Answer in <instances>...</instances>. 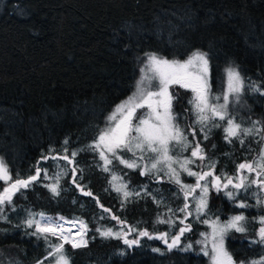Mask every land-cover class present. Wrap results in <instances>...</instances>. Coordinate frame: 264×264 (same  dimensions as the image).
<instances>
[{"label":"trees","instance_id":"16d2710c","mask_svg":"<svg viewBox=\"0 0 264 264\" xmlns=\"http://www.w3.org/2000/svg\"><path fill=\"white\" fill-rule=\"evenodd\" d=\"M197 50L208 54L214 90L221 83L219 91L223 90L229 67L243 78L239 105L229 110L235 122L251 128L259 121L257 127H264V0H0V158L13 180L17 174L21 178L35 175L37 167L42 170L38 182L5 206L7 220L0 219V264H37L47 256L50 244L59 243L56 237L45 240L32 235L35 229L23 223L29 213L37 219L43 213L53 220L63 217L87 224L86 247L64 245L70 264H209L197 243L207 231L200 220L189 237L192 248L188 251L167 252L156 239L147 237L128 249L122 239L100 236L97 229L158 231L162 213L184 207L183 191L163 173L159 180L155 174L141 175L140 168H127L118 161L106 172L98 153L88 147L105 129L115 107L136 90L147 54L178 59ZM174 93L179 94L173 102L177 122L190 141L200 142L207 156L189 167L203 171L215 162V174L236 179L238 164L252 163L263 149L264 131L241 137L243 145L236 138L229 143L226 122L216 121L221 126L209 123L207 140L199 125L194 138L189 125L195 115L188 103L193 93L179 86H174ZM139 111L137 117L142 115ZM74 151L78 153L73 163L77 183L92 196L79 195L69 182L71 168L61 157L71 158ZM121 155L125 160L132 158L131 153ZM43 170L49 177L67 172L60 179L59 196L45 186L53 181L44 177ZM113 173L119 185L126 184L128 191L141 195L125 200L113 189ZM243 176L247 181L254 178L247 172ZM180 180L196 183L186 172ZM4 186L0 181V190ZM145 188L150 195H144ZM257 190L255 185L240 190L250 207L239 211L225 190L208 196L207 219L246 217V232L231 230L226 239L234 259L245 263L264 255V245L250 243L261 217L258 210L263 209L257 205L262 194ZM105 208H111L118 219L111 218ZM131 234L135 237L137 232ZM153 248H160L164 255Z\"/></svg>","mask_w":264,"mask_h":264},{"label":"snow or ice","instance_id":"6c2138e0","mask_svg":"<svg viewBox=\"0 0 264 264\" xmlns=\"http://www.w3.org/2000/svg\"><path fill=\"white\" fill-rule=\"evenodd\" d=\"M146 69L151 75L149 76L145 69H141L142 76L137 82L136 92L126 101L117 105L115 111L108 117V126L100 132L98 138L88 147L98 153L100 160L103 162L102 168L106 172L111 171L109 166L112 165L113 161H118L127 168H140L141 175L155 174L157 179H162L163 177L160 174L163 173L168 179L174 180L176 184L181 186L184 193V207L178 209L179 212L185 213L184 218L179 220L183 226L175 234L170 235L168 232H162L156 236L150 234L146 229L137 231L131 227L127 232L123 230V227L118 232L113 231L111 228L97 229L96 231L105 238L122 239L128 249L138 246L140 244L139 238L147 237L162 241L167 252L174 249L188 251L192 248V245L186 244L181 247V237L185 232L191 231V225L185 224L187 217L193 214L188 203L189 197L191 196L195 202L196 218L199 219L202 214L207 213L210 188L217 192L225 190V195L230 200H235V196L239 194L240 190H246L253 185L258 189H264V149H261L252 163H240L238 165L236 179L239 182L234 183L232 177L224 176L223 180L225 182L222 183V177L215 175V162L206 165L208 171L192 170L189 165L195 164L197 160L203 162L207 160V156L204 154L200 142L195 139L190 141L185 134V129L181 128L177 122L178 114L173 110V102L178 99L179 94L174 93V86L190 90L193 93L188 103L192 106L191 111L195 115L194 123L189 125L190 134L194 138L197 131L196 125H199V131L203 133V139L207 140L209 123L213 127H220L221 125L216 121H224L227 125L224 127L225 139L231 143L232 139L236 138L243 145L245 140L241 137L259 135L261 131H264V127H257L259 121H255L253 127L243 128L235 122V118L228 111L230 101H239L244 90V80L235 67L227 69V90L220 95H212L210 65L208 54L205 52L197 50L183 61L169 60L159 57L155 53H149L147 54ZM153 80L158 81V83L153 85L151 83ZM145 81H148L147 85H145ZM153 88L155 90H152ZM170 89L172 90L170 91ZM253 90H258V88L253 86ZM221 99L223 103H219ZM138 109H146V112L137 117ZM261 141L264 142V137H261ZM65 144H67V141H65ZM177 147L181 152L190 150V156L182 160L174 158L170 155V152ZM65 152H67V149H65ZM121 153H131L132 158L125 160ZM77 154L74 151L71 153V158L68 155L61 158L72 164ZM43 159H48V157ZM53 159H56V157H53ZM145 160L148 161L147 164L143 163ZM175 165H178L180 171L186 172L188 176L195 177V185L183 184L179 178L180 172ZM71 172L73 173L72 183L84 195L92 196L91 191H85V188L77 183V168H71ZM244 172L249 175L254 174L256 178L247 181L246 177L241 175ZM41 173L42 170L37 167L35 175L21 178L17 174V177L13 180L11 170L3 158H0V181H3L6 185L0 190V219L7 220L4 215L5 206L11 205L13 197L21 190L29 188L33 182H38ZM43 175L46 179L53 181L45 186L53 196H59L60 179L63 175H67V172L61 170L55 176L49 177L47 170H43ZM117 179L118 177L113 173V182ZM229 186L234 191H228ZM113 189L117 193H122L125 200L132 196L139 197L141 195L140 192L128 191L127 185L123 183L119 186L113 183ZM197 190H199L198 196L195 195ZM144 195H150L146 188ZM157 203L161 202L157 201ZM257 205H264V200L258 198ZM101 207L103 206L101 205ZM237 207L248 208L250 205L241 200ZM104 211L110 210L104 209ZM168 211L171 213L172 209H168ZM38 215L39 219L36 218V215L29 213L28 218L23 222L24 225L27 228L35 229L32 235L45 240H48L50 236L56 237L59 243L50 244L47 256L43 260H38L37 264H45V261H49V258H52L49 264H70L64 251V245L71 244L73 249L86 247L88 244L86 238L87 224L83 221H65L63 217L53 220L46 218L43 213ZM112 218L118 219L115 216ZM157 222L167 223L170 226L175 224V221L171 219H160ZM202 222L209 224L212 231L211 233H202L204 240L197 241V243L202 244L201 251L205 256H209L211 264H237L232 254L225 248L224 238L231 230L241 233L246 232V217L243 214H238L232 216L226 223L220 222L219 218L214 221L203 220ZM118 223L123 225L124 221H118ZM258 223L260 227L256 232V237L250 243L264 245V216L259 217ZM133 231L137 232V238L129 239L128 235ZM209 238H211L210 249L208 247ZM152 251L164 255V251L160 248H153ZM120 254L123 255L124 253L121 252ZM239 264H245V261H239ZM247 264H264V255H261L259 259L248 261Z\"/></svg>","mask_w":264,"mask_h":264},{"label":"flooded vegetation","instance_id":"af4514ba","mask_svg":"<svg viewBox=\"0 0 264 264\" xmlns=\"http://www.w3.org/2000/svg\"><path fill=\"white\" fill-rule=\"evenodd\" d=\"M201 147H202V145H201ZM186 152H187V155H189L190 156V150H188V151H183V152H181V150L179 149V150H177L176 151V153H177V155H179L181 158L182 157H187L186 156ZM173 154H174V152H172ZM248 163V162H247ZM240 164V163H239ZM238 164V165H239ZM237 168H238V166H237ZM237 168H236V177H237V175H238V173H237ZM209 169L207 168V169H205V170H203V171H208ZM215 175H217V174H215ZM241 175H243V173H241ZM218 176V175H217ZM253 176L255 177V175L253 174ZM256 178V177H255ZM254 178V179H255ZM209 179H211V178H209ZM159 180H161V179H159ZM233 181H234V183L235 182H239L237 179H233ZM223 182H225L223 179H222V183ZM195 185V184H194ZM229 187H231V186H229ZM258 189V188H257ZM215 192V193H217V194H221V192L223 191V190H221L220 192H217V191H215V190H213V189H210V192ZM234 191V190H233ZM242 191V190H241ZM241 191H239V194L238 195H236L235 196V200H230V202L231 203H233V208H235L234 210H242V209H244V208H240V207H237V204L241 201V200H243L244 199V193H242ZM257 191H260V192H262V194H261V199L262 200H264V189H258ZM234 195H235V192H234ZM248 197H250V194H249V191H247V194H246ZM191 197V196H190ZM189 197V198H190ZM161 200H163V201H165L166 202V200H165V198L164 197H162L161 198ZM183 201H184V204H185V199H184V193H183ZM225 202H227L226 200H224V203ZM188 203H189V205H190V201L188 200ZM183 204V205H184ZM191 206V205H190ZM230 206V205H229ZM191 210V209H190ZM192 211V210H191ZM260 212V215L261 216H264V209H260L259 208V210H258V213ZM193 213V212H192ZM234 215H238V214H234ZM184 216H185V213H181V212H179V211H172L171 213H169L168 211H166L165 213H162L161 215H160V217H159V220L160 219H163V220H169V219H171L172 221H175V224L174 225H169V224H167V223H159L158 224V231H156V232H154V233H152V235L153 236H156V235H158L159 233H162V232H168L170 235L171 234H175L178 230H179V228L180 227H182L183 225H181L180 224V222H179V220L180 219H183L184 218ZM231 216H233V215H231ZM179 218V219H178ZM207 217H206V214H202L201 215V217L199 218V219H197L196 218V214L195 213H193L191 216H188L187 217V220L185 221V224H189V225H191V231H188V232H185L184 233V235L181 237V247L182 246H184V245H186V244H191V242H190V240H189V237L190 236H192V232L194 231V227H195V222H196V220H200V222H201V220H203V219H206ZM229 218V216H227L226 217V219H228ZM135 238H137V235L135 236ZM226 239H227V237H225L224 238V241H225V248L227 249V251L229 252V253H231L232 254V256H233V259H234V254L232 253V251L229 249V247H228V244H227V241H226ZM241 240H244V239H241ZM156 241H158V244H161L164 248H165V245L163 244V242L162 241H160V240H158V239H156Z\"/></svg>","mask_w":264,"mask_h":264},{"label":"rangeland","instance_id":"374dc122","mask_svg":"<svg viewBox=\"0 0 264 264\" xmlns=\"http://www.w3.org/2000/svg\"><path fill=\"white\" fill-rule=\"evenodd\" d=\"M195 52V51H194ZM201 52H204V51H201ZM193 53V52H192ZM192 53H190V55L192 54ZM156 54V53H155ZM157 56H159V57H163V58H166V59H169V60H173V59H175V60H180V61H183V60H186L189 56H187V57H184V58H171V57H167V56H162V55H159V54H156ZM146 64H147V61H146V63H145V66L143 67V69H145V72H147V69H146ZM147 74L150 76L151 75V73L150 72H147ZM142 76V75H141ZM211 80V79H210ZM153 85L154 84H156V83H158V81H155V80H153L152 82H151ZM148 84V81H145V85H147ZM218 86L220 87H218V88H216L215 90L212 88V84H211V92H212V95L213 96H217V95H220L222 92H224V91H226L227 90V74H226V80H225V85H224V87H223V90H221V91H219L221 88H222V83L221 84H218ZM136 90H137V88H136ZM136 90H134V92L133 93H135L136 92ZM152 90H155L154 88L152 89ZM133 93H131V94H129V97L130 96H132L133 95ZM128 97V98H129ZM127 98V99H128ZM127 99H125L124 101H126ZM124 101H122V102H124ZM121 102V103H122ZM120 103V104H121ZM219 103H223V100L221 99L220 101H219ZM119 105V104H118ZM239 105V103H238V101H234V100H232V101H230V103H229V108H228V111L231 109V107H236V106H238ZM115 109H116V107H115ZM139 110V109H138ZM137 110V111H138ZM115 111V110H114ZM113 111V112H114ZM112 112V113H113ZM139 112H141L142 113V115L146 112V109H142V111H139ZM111 113V114H112ZM111 114H110V116H111ZM108 124H109V122L106 124V126H105V128L108 126ZM263 149H264V146H263ZM177 150H179V148L177 147V148H175V149H173L171 152H170V155H172L174 158H178V159H183V158H185V157H180L179 155H177V153H176V151ZM172 152H174V154L172 153ZM175 167H177V170L180 172V176H181V173L183 172V171H180V169H179V166L178 165H175ZM191 168V167H190ZM180 176H179V178H180ZM117 177V176H116ZM189 178L190 177H192V176H188ZM254 177V176H253ZM255 178V177H254ZM253 178V179H254ZM120 181H122V179L120 178ZM115 182V184L117 185V186H119V181H114ZM183 184H186V183H183ZM211 189V188H210ZM228 191H232L230 188H228ZM264 193V192H263ZM119 195H122V193H119ZM195 195H199V190H197V192H196V194ZM123 197V196H122ZM190 202H191V205H192V212L193 213H195L196 214V212H195V207H194V205H195V202L192 200V198H191V200H190ZM263 209H264V205H263ZM231 217H229L228 219H224V220H222V221H220V222H222V223H226L229 219H230ZM203 220H209V221H214L215 219H212V218H209V219H203ZM203 220H201V223L203 224ZM68 221H70V220H68ZM205 224V223H204ZM206 225V229H207V231L205 232H202V233H211V231H212V229H211V227H210V225L209 224H205ZM258 228H257V230L259 229V227H260V224H258V226H257ZM124 230V229H123ZM257 230H256V232H257ZM118 231H120V230H117V232ZM125 231V230H124ZM256 232H255V234H256ZM201 233V234H202ZM132 234L131 233H129V235H128V238L129 239H134L135 237H133V236H131ZM225 237H228V235L226 234L225 235ZM204 240V237L201 235V237L197 240V241H203ZM199 245H200V247L202 248V244H200V243H198ZM70 245V244H69ZM224 245H225V241H224ZM183 247V246H182ZM208 247H209V249H210V247H211V238H209V240H208ZM207 258H208V262H209V264H211V261H210V258H209V256H207ZM52 259V258H51ZM51 259L49 260V261H51ZM235 260V259H234ZM49 261H48V263H46V264H49ZM235 261H237V264H239V261H241L240 259H236ZM245 264H247V263H245Z\"/></svg>","mask_w":264,"mask_h":264},{"label":"water","instance_id":"95a60500","mask_svg":"<svg viewBox=\"0 0 264 264\" xmlns=\"http://www.w3.org/2000/svg\"><path fill=\"white\" fill-rule=\"evenodd\" d=\"M63 157V156H62ZM73 163H74V161H73ZM69 164V166H70V168H73L74 167V164ZM72 180H73V173L71 172V175H70V179H69V182H71L72 183ZM73 184V183H72ZM74 186H75V184H73ZM76 187V186H75ZM77 188V187H76ZM85 191H88V190H86L85 189ZM77 192H78V194L79 195H84V193H82L78 188H77ZM84 196H87V195H84ZM98 201V200H97ZM98 204H99V206H100V202L98 201ZM105 209H108V210H110V211H108V213H110V217L112 218L113 216H115L114 215V213H113V211H112V209L111 208H105ZM115 217H117V216H115ZM128 231V230H127ZM126 231V232H127Z\"/></svg>","mask_w":264,"mask_h":264},{"label":"bare ground","instance_id":"6f19581e","mask_svg":"<svg viewBox=\"0 0 264 264\" xmlns=\"http://www.w3.org/2000/svg\"><path fill=\"white\" fill-rule=\"evenodd\" d=\"M67 227V225H65ZM73 231H75V229H73Z\"/></svg>","mask_w":264,"mask_h":264}]
</instances>
